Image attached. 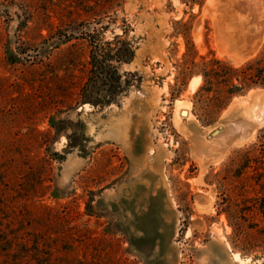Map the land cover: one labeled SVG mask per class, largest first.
Here are the masks:
<instances>
[{"label": "rangeland", "instance_id": "rangeland-1", "mask_svg": "<svg viewBox=\"0 0 264 264\" xmlns=\"http://www.w3.org/2000/svg\"><path fill=\"white\" fill-rule=\"evenodd\" d=\"M263 1L0 0V192L11 227L51 208L56 244L71 251L56 257L74 263L264 264V216L244 211L264 197V156L253 150L256 162L231 174L234 152L264 135V89L232 97L206 125L194 107L202 79L189 74L201 58L238 67L258 56ZM49 33L73 39L45 58L37 46ZM249 102L261 105L257 126L199 156L192 133L216 140Z\"/></svg>", "mask_w": 264, "mask_h": 264}, {"label": "trees", "instance_id": "trees-1", "mask_svg": "<svg viewBox=\"0 0 264 264\" xmlns=\"http://www.w3.org/2000/svg\"><path fill=\"white\" fill-rule=\"evenodd\" d=\"M72 39L73 37H68L62 40L61 37H56L55 33H49L45 38H42L37 46V53L40 52L44 56H48L61 44L68 43ZM130 49L131 46L125 43V50L129 51ZM25 60L28 61L29 59ZM93 61L91 60V68L97 69L98 67L94 66ZM36 63L45 64L42 59ZM197 69V71H189L190 75L194 73L202 79V83L194 95V107H197L199 119L207 125L214 121L219 112L228 105L232 97L243 95L251 89H264V48L258 56L238 67L215 58L209 60L201 58ZM101 74V71L97 72V75ZM83 102L85 101H75L74 107ZM61 104L62 108H67L68 110L73 108L72 105L70 107L68 104ZM91 104L96 106L98 103ZM253 150H259L261 157L264 156V135L260 136L258 149L251 147L247 150L234 152L232 161L237 168L234 172H231L233 178H238L245 169L251 167V163L256 162L251 156ZM263 175L259 174L260 177ZM256 185L259 186V191L264 190V181L256 183ZM5 200H7L5 199V193L2 194L0 192V264H87L86 261H76L74 263L72 260L67 259L66 256L56 257L58 256L56 255L57 253L67 255L71 251L66 247L57 246L56 244L58 235L53 231L51 225V222L55 219L51 208H45L46 211L42 213L32 212L28 215H22L20 216V221L26 225L21 224L18 227H11L10 223L13 219L11 218L8 221L9 216H5ZM250 200L248 202L250 206L245 205L248 207H244V211L251 213L253 210H256L264 216V197H256ZM27 220L30 223H27ZM33 221H38L39 226L44 229L34 228L32 225ZM47 223H49V227H45ZM252 226L256 225H250L249 228H252ZM233 227L235 228V232L238 233V226L233 225ZM235 236L237 237V234ZM76 239H78V246L82 245V239L80 237ZM93 264L99 263L95 262Z\"/></svg>", "mask_w": 264, "mask_h": 264}, {"label": "bare ground", "instance_id": "bare-ground-1", "mask_svg": "<svg viewBox=\"0 0 264 264\" xmlns=\"http://www.w3.org/2000/svg\"><path fill=\"white\" fill-rule=\"evenodd\" d=\"M237 1V0H236ZM242 1V0H241ZM256 1V0H255ZM264 2V1H263ZM262 2V4H263ZM235 3V2H234ZM242 3V2H241ZM248 3V2H247ZM238 5H239V2H238ZM241 5V4H240ZM244 5H242L243 7ZM249 6V5H248ZM255 7V6H254ZM244 8V7H243ZM250 8V7H249ZM252 8V6H251ZM248 14V13H247ZM252 102V101H250ZM249 102V103H250ZM245 107V106H244ZM186 111V110H185ZM237 111V110H236ZM235 112V111H234ZM262 112V109H261V105H259V102L258 103H250L247 108H244L243 110H240V118L237 119V120H231L229 119L228 122H227V125H226V128L225 130L222 131V133H218L217 134H214L216 135L215 136V139L214 141H205L203 139V137L199 136V134H197V132H193L195 130H193L192 134V146L193 148L196 150L197 154L200 156H202L204 153H207L209 151H211L210 153H212V151H218L220 148L219 146L220 145H223L224 147H226V143H228L230 140L233 139V141H235L236 137H238V135L240 134L239 132H243V133H246L248 132V129H251L253 130L254 127H256L257 123H258V120L260 118V115L263 114L261 113ZM187 114V113H186ZM228 114V113H227ZM226 114V115H227ZM181 115V114H180ZM179 117V116H178ZM233 119V118H232ZM262 120V119H261ZM232 121H234L232 123ZM263 121V120H262ZM261 123V122H260ZM190 124V123H189ZM193 124V123H191ZM236 125L239 126V128L236 129ZM256 125V126H255ZM195 126V125H194ZM193 126V127H194ZM190 127V126H189ZM188 127V128H189ZM197 127V126H196ZM248 128V129H247ZM198 129V127H197ZM204 129V128H203ZM187 130V129H186ZM206 130V129H205ZM239 134H238V133ZM189 133V132H188ZM199 133V132H198ZM191 134V131L190 133ZM201 134V133H200ZM238 134V135H237ZM250 134V133H249ZM202 135V134H201ZM241 136V134H240ZM239 136V138H240ZM246 138V136H245ZM213 140V139H212ZM225 143V144H224ZM231 145V144H230ZM222 146V148H223ZM192 148V149H193ZM224 149V148H223ZM222 149V150H223ZM225 150V149H224ZM194 151V150H193ZM207 151V152H206ZM195 152V151H194ZM212 155V154H211ZM215 155V154H214ZM210 156V154H209ZM220 156V155H219ZM211 157V156H210ZM202 159V158H201ZM204 159V158H203ZM202 159V165H205L204 163V160ZM211 160L214 159V158H210ZM201 163V162H200ZM234 258L240 263V264H247V262L241 260L239 257L237 256H234Z\"/></svg>", "mask_w": 264, "mask_h": 264}]
</instances>
